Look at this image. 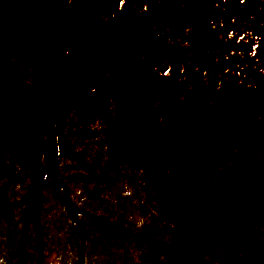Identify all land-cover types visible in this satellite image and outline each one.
<instances>
[{
  "label": "flooded vegetation",
  "instance_id": "1",
  "mask_svg": "<svg viewBox=\"0 0 264 264\" xmlns=\"http://www.w3.org/2000/svg\"><path fill=\"white\" fill-rule=\"evenodd\" d=\"M114 59L123 61L122 67ZM59 89L70 90L72 101L61 104ZM132 89L154 96L155 105L153 111L149 101L146 106L139 101L136 118L145 126L135 136L137 153L157 152L150 138L155 128L169 133L175 149L183 148L182 159L191 161L182 167L193 192L207 193L194 169L198 157L217 170L222 164L215 159H227L225 169L235 172L234 181L251 169L250 211L244 197L231 200L225 194L223 173L216 191L222 210L213 214L217 222L214 216L208 220L210 228L227 231L223 239L237 247L235 264H264V0H0V152L15 153L19 140L34 146L40 106L15 98L10 100L15 105L2 106L7 97L22 95L37 101L45 96L64 130L71 119L85 121L89 111L87 119L95 126L75 135L76 152L90 158L108 154ZM242 153L253 162L242 166ZM77 165L84 169L85 163ZM78 217L91 221L95 239L98 215ZM5 219L0 214V226ZM22 220L21 239L0 234V264H39L35 254L44 250L32 239L33 214ZM104 222L109 229L127 227L111 224L109 217ZM185 241V246L193 243L192 233ZM186 249L174 264L216 262Z\"/></svg>",
  "mask_w": 264,
  "mask_h": 264
},
{
  "label": "rangeland",
  "instance_id": "2",
  "mask_svg": "<svg viewBox=\"0 0 264 264\" xmlns=\"http://www.w3.org/2000/svg\"><path fill=\"white\" fill-rule=\"evenodd\" d=\"M116 61H120L117 63V66L122 67L123 65V61L118 60V59H114V63ZM147 62V61H146ZM113 63V64H114ZM129 65H134L133 63V59L131 58L129 60ZM113 82H117L116 80ZM60 91V92H59ZM59 91H57V95L59 100H61V104L65 101L66 104H68L69 102L72 101V95L71 96H67V93L70 90H63L61 91V89H59ZM71 93V92H69ZM135 96L131 95L130 100V106H126L127 110H130V114L132 115V109L137 108V104L135 101H141L142 104H144L146 106L145 102H150L149 104L151 105L152 110H155V105H154V96H151L150 94H146L144 97H140V94L137 93L136 91L133 92ZM15 98L17 103H24V102H28V101H32L34 103V101L36 102L37 97H23L22 95H18V96H14V97H7V101L4 102L2 104V106H8V105H15L14 103H12L10 100ZM34 100V101H33ZM57 102V100H56ZM57 103H60L59 101ZM91 103H85V106L90 107ZM139 104V102H138ZM148 105V104H147ZM0 110H1V106H0ZM148 111V109L145 108L144 114H146V112ZM88 115H90L89 111H86V116L84 119L88 118ZM155 116V115H154ZM148 119V121L151 123L153 120V118L151 116H146ZM90 119V118H88ZM145 119V120H146ZM156 119V118H155ZM121 120V119H120ZM30 122V120L28 121ZM119 123V122H118ZM118 123H116L115 125H117ZM80 124L82 125V127H79ZM63 126H65V123H61L60 122V134L63 132H67V140L65 142V144L63 145V147H61V154H60V158H59V162L56 165V167L58 168L61 178H62V182H64L66 189H65V195L66 197L69 199H67L68 201H70L71 203H74L75 205H79V208H82L83 211L86 210L87 214H90L91 212H98L99 214H103V211L100 209H94V204L95 203H102L104 201H110L109 197L113 196L115 197L117 200L122 201L123 199H125V203H127V206L129 207L132 203H131V199H130V195H125L123 193V185L120 182L121 177L119 174L114 173L111 171L112 168V163H105L103 164L102 161H106L105 156L103 153H98V157L101 156V160L99 163H97V165H94L93 160H90L89 163L84 160L83 158L79 157L76 155V153L72 150V148H74L75 143H73V138L74 135H78L81 131H85L89 126H95L94 123L91 122V120L88 121H81V123H68L67 124V128L66 130L63 129ZM120 127L124 128L126 131V124L124 122H121L120 124H118ZM143 128H142V127ZM144 126H145V121H135L133 120V124L130 125V127L133 130H136L138 134H142L144 131ZM74 128V129H73ZM116 128V127H115ZM114 128V129H115ZM80 130V131H79ZM118 130H115L113 132V135L115 137L118 138L117 132ZM131 133V132H129ZM152 136H150L151 138V142L155 144L156 147H158L159 149L165 150V146H167V148H169L170 154H172V157L170 159V161H166L165 157L162 155L160 156L159 154L157 155L158 160H160L159 163H157V167L159 170H155L154 172L150 171L147 172L145 169L141 168L142 166L139 165L138 168L139 171V175H140V182L139 184L144 188L146 185L145 183V179L143 177V175L148 174V177H155V174L158 175V177H155L152 179V181H155L152 185V188H149V195H148V201H152L154 200L157 205L154 203L155 206L154 207V214H175V217L177 219V223H178V227H177V233L179 235V240L181 243L186 244V238H187V234L186 235H181L179 229L181 227H184L186 225V222L193 217V219L199 220V221H206L204 214H220L221 210L216 201L219 198V193L215 192V195L212 196V194L207 195L208 197H205L204 199H198V197H196L195 194L191 193L193 195V201L189 198V190L190 192L193 190V187H190L189 185H187L185 176H180L181 173H176L172 168L171 165L173 164L174 161V156H175V144L172 145V139L169 137L168 134H163V131L160 132L159 128H155L153 130V132H151ZM69 137H73L72 139H69ZM117 138H115V142L114 144V148H115V152L113 154V158L112 160L114 161H120L122 162L125 166H122L121 169L122 170H126L129 169L131 167V165L133 164L132 160H127L125 161L126 158H133V157H137L135 156L134 153L128 154L126 153L125 150V145L123 144V141H118ZM183 143L181 141H179L178 145L181 146ZM16 152H20V151H16ZM21 155V154H20ZM88 155V154H87ZM134 155V156H133ZM146 153L144 152L145 156ZM4 155L0 154V160H1V164L0 167L3 168L5 167V165H7L9 162L5 161L8 158H3ZM25 157V154H23V158ZM3 158V159H2ZM78 160H83L85 165V168L80 169L79 166L77 165V161ZM239 163L242 166H246L249 165L250 163L253 162L252 160V156L249 153H242L241 156L239 157ZM35 161H36V157L34 159V162L30 165V169L34 168V172H35ZM169 162H171V165L169 166ZM216 164L220 163L222 164V168L221 169H214V168H208V166H206V164L204 162H199L198 163V168L201 170L200 172H197V174L201 173L200 176V180H202L203 185L205 184V177L206 178H210V188L211 190H215L217 191L218 186L217 184L214 182V180L216 181H220L221 177L223 175V173L228 176L224 185L226 187V192L225 194L229 197H231V200L234 198H237V189L240 190V193L243 195L244 192L247 190H249L251 183H249L247 181V178L244 179V181H234L232 179L233 176H237L235 174L234 171L230 170L229 168H226V165L228 163V160H222L219 158H216L214 161ZM257 162L258 159H257ZM28 161L27 162H23V164H21V169L16 171L17 168L14 166V171H16V173L13 175L15 178L11 179V180H6V176L1 177L0 176V183H5L3 181L6 182H10L11 186L6 188L3 192L2 197L0 196V214H14L12 211H18L17 206L14 204L15 202H18L19 200H24L28 199V201L30 199L33 200V208H29L28 205L25 204V206H22L23 208L21 209L22 211H24L23 214H30L33 211V214H53V218H55V222L61 223L62 222V217L60 214H66V210H64V208L61 205V202L58 200L57 196H56V192L54 190V188L51 186V179L49 177H47L41 186V192H42V198L41 201L38 198H33V179H31V175L32 173L27 172V170L24 168V166H28ZM54 166V164L52 165ZM169 166V167H168ZM9 168H12L10 163L8 164ZM166 170V168H169V170H166L167 172H164V170ZM75 169V170H74ZM13 170V169H12ZM213 174H211L212 171ZM249 170V171H248ZM246 171H244V174L250 173L251 169H248ZM170 171V172H168ZM112 172V173H111ZM164 173L163 175L160 176L161 173ZM238 172V171H237ZM7 175L11 173V171L6 170ZM13 174V173H12ZM19 175L24 176L23 178H19ZM208 175V176H207ZM168 176V177H167ZM4 178V179H3ZM161 179V180H159ZM176 181L177 179V185H173V180ZM214 179V180H213ZM20 181V184H19ZM22 181H26L21 183ZM96 181V182H95ZM219 183V182H218ZM149 184V183H148ZM151 185V184H150ZM189 187V190H188ZM196 188V187H195ZM53 189V190H52ZM205 189H207L205 187ZM221 190V187H220ZM98 192L97 194V198L95 200H91V194L94 192ZM239 199V198H237ZM227 202V201H226ZM19 203V202H18ZM93 204V205H91ZM11 206V209L8 207ZM24 205V204H21ZM90 206L87 208H84L83 206ZM245 206L250 207V203L246 204ZM158 207V208H157ZM243 207V205H242ZM137 208L136 205L133 204V206H131V211H134ZM90 209V211H89ZM236 209V208H234ZM137 210H139L137 208ZM193 210V211H192ZM247 211H250L249 209H247ZM7 212V213H6ZM63 217L66 219V217L63 215ZM66 226L68 225L65 224ZM206 224L204 225H200V226H196L191 230L192 232V236L194 239V243H189L186 245L187 248L192 249V250H199V251H205L208 252L209 256L214 257V254L211 253V251L213 252H220L221 254H223L224 248L219 247V246H215L214 245V238L217 237V231H204ZM65 232V231H63ZM65 233H68V231L66 230ZM60 236H65L64 234L60 233ZM217 240V238H215V241ZM62 248L60 249L59 253L57 254L56 257V261L54 262V264H75L74 262V257H73V251L72 248L69 246L68 243H66L65 245H60ZM205 246V247H204ZM51 247L47 246L46 250H50ZM239 253V252H238ZM52 264V263H51Z\"/></svg>",
  "mask_w": 264,
  "mask_h": 264
},
{
  "label": "bare ground",
  "instance_id": "3",
  "mask_svg": "<svg viewBox=\"0 0 264 264\" xmlns=\"http://www.w3.org/2000/svg\"><path fill=\"white\" fill-rule=\"evenodd\" d=\"M129 114H130V112L125 114L124 119L121 121V122H124L126 124V127L130 124V120L127 118L129 116ZM137 120L138 119L136 118L135 121H137ZM119 129L122 130L124 128L119 127ZM189 198H190V196H189ZM241 209H244V206ZM238 212L240 213L242 211L238 210ZM148 215H155L156 219L160 220L161 223L158 226L157 231H165L172 224H174V223L178 224L176 217H174V219L172 221H169V222L163 221L164 218H166L168 214H121V215H117L114 219H111V221H112L111 224H115L118 226L130 224L134 227H139L140 223ZM213 216H214L213 214L206 216L205 217L206 221H199V220L193 219V217H191L186 222V225L179 229L181 235H186L187 233H192L190 229H192L196 226L206 224V226H205V228H206L209 224L208 222L211 219H213L214 217H216V216H214V217ZM217 216H220V215H217ZM210 217H212V218L208 220V218H210ZM217 220H218L217 217L213 219L214 222H217ZM176 227H178V226H176ZM73 228L74 227L72 225H70L68 227L67 231L71 232ZM174 228H172L165 236L161 237L160 240H158L157 242L154 243V249L147 251L151 254V256L146 259V262H150L152 264H173L172 262L168 261L169 253L174 252V253H177L178 255H183V256L187 254L188 251H187L186 247L173 243V241L179 240L178 233L173 232L175 230ZM74 234L76 236H78V238L74 237V238L69 240L68 243L71 247L77 246L79 244L80 240L82 239V235H81L79 229H76L74 231ZM108 234H109L108 231H106L105 233L98 235L94 240L95 243H97L98 245H103L106 242ZM226 241L228 243H230V241H228V240H226ZM141 248H144V247H141ZM143 250L144 249H138L137 252H141ZM75 254L76 255L78 254L77 251L75 252ZM246 263L247 262H244V264H246ZM121 264H136V263L132 262L130 255H127L123 258Z\"/></svg>",
  "mask_w": 264,
  "mask_h": 264
},
{
  "label": "water",
  "instance_id": "4",
  "mask_svg": "<svg viewBox=\"0 0 264 264\" xmlns=\"http://www.w3.org/2000/svg\"><path fill=\"white\" fill-rule=\"evenodd\" d=\"M48 128L50 130V138L53 142V145L55 144V135H54V122L49 121L48 123ZM40 143H42V139L40 141ZM38 155H37V171H36V180H35V191H38L40 189V186L38 185L40 179L42 176H44L48 171L51 172L52 176H53V184L57 187V191L58 194L60 196V198L63 199L62 197V193H61V182L59 180V176L56 170L54 169H47L42 165V145L40 144L39 148H38ZM64 204L66 205L67 210L70 212L71 208L73 207L72 204L68 203L67 201H65L63 199ZM70 215L72 216V214L70 213ZM80 263L79 264H85V260H84V249H80Z\"/></svg>",
  "mask_w": 264,
  "mask_h": 264
},
{
  "label": "trees",
  "instance_id": "5",
  "mask_svg": "<svg viewBox=\"0 0 264 264\" xmlns=\"http://www.w3.org/2000/svg\"><path fill=\"white\" fill-rule=\"evenodd\" d=\"M131 198V205H130V207H129V209H130V211H131V206H133V204L134 205H142V207H141V209L139 208V206H138V209H140V211H144V213L143 214H147V210L149 209L150 210V213H153V210H154V207L153 206H155L152 202H150V203H148L149 205H147V203L145 202V203H140V200L138 199L137 201H133L132 200V198H134V199H137V197H135V196H133V197H130ZM154 202V201H153ZM148 206H149V208H148ZM132 212V211H131ZM100 221V220H99ZM86 232V234H88L87 233V231H85ZM138 242L139 241H137V243H136V246H138V249H141V247L142 246H140V245H138ZM136 246H134V248L136 247ZM129 248H131L130 246L128 247V249ZM115 250H116V253H119L120 252V247H118V248H114ZM149 251L150 250H152V248H147ZM125 250H126V248H125ZM122 251H124V249H122ZM104 253H110L111 255H113V254H115V252L114 251H112V250H106V248L104 249Z\"/></svg>",
  "mask_w": 264,
  "mask_h": 264
}]
</instances>
